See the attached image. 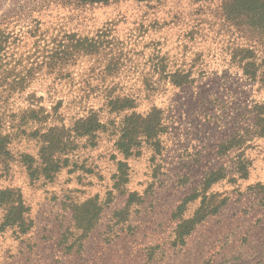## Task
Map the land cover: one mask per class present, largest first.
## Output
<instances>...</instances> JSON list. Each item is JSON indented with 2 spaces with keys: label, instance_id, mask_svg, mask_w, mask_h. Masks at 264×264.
<instances>
[{
  "label": "rangeland",
  "instance_id": "rangeland-1",
  "mask_svg": "<svg viewBox=\"0 0 264 264\" xmlns=\"http://www.w3.org/2000/svg\"><path fill=\"white\" fill-rule=\"evenodd\" d=\"M257 5L0 0V190L29 226L0 206V264H264V83L243 70L264 67ZM89 112L102 127L78 135ZM94 198L83 237L74 208Z\"/></svg>",
  "mask_w": 264,
  "mask_h": 264
},
{
  "label": "trees",
  "instance_id": "trees-1",
  "mask_svg": "<svg viewBox=\"0 0 264 264\" xmlns=\"http://www.w3.org/2000/svg\"><path fill=\"white\" fill-rule=\"evenodd\" d=\"M64 1H70V0H64ZM72 1H78L81 4H86V3H108L112 0H72ZM252 2L254 4H259L255 6V8H259V13H258V20L264 23V0H246V2ZM257 14V13H256ZM68 39H72L69 37ZM79 45L81 46L80 48L84 47H93L91 49H96L95 45L88 44L86 45V42H79ZM72 48V47H71ZM74 49H77L73 47ZM87 51L88 48H85ZM77 51H79L77 49ZM261 64L257 65L254 62H245L243 64V70H245V74L248 80L251 81H257L260 83H264V67ZM254 109L256 110V115H262L263 110H264V105H256L254 106ZM149 119L144 118L142 120V124L144 121H154L157 124L158 119V112L154 111L151 116L150 114L148 115ZM153 118V119H152ZM260 121L264 122V118L259 119ZM149 122V124H150ZM77 128L76 131L78 132V135H90L93 134L95 131L100 129L102 127L101 122L99 119L96 118V115L94 113L89 112L87 115L79 118L77 121L74 123ZM151 128L150 125H143L142 129L144 133H148V129ZM65 134L63 130H57V128L50 129L47 133L42 134L41 137H43V141L46 142L44 144L39 152H38V157L41 159L42 168L41 173L44 174V177L46 179H51L53 178L54 174L58 171L59 164L57 161L53 160V155L54 153H60L63 151L64 145H66V142L63 141L62 135ZM259 135H264V127L261 128L259 131ZM68 140V139H67ZM2 142L3 139L0 137V148L2 147ZM28 169V168H27ZM30 169V168H29ZM38 169L35 168L31 170V177L37 178L39 175H37ZM17 190H10V189H5V190H0V206H3L5 209V215L4 222L2 226L6 225H11L12 227L18 228L21 230V232H24L26 229H28V225L25 226L24 228V221L22 219L21 214L25 211L24 206L20 202V199L16 197ZM17 198V199H16ZM17 203V204H16ZM16 204V205H15ZM99 204L97 200L90 199L87 200L83 205L81 206H75L74 211H76V221L78 224V228L81 229L83 237H85L93 228L95 224V220L97 219L99 212H100ZM199 221L198 216H194L193 218L185 221L183 223L188 225L189 227L186 229V231H189L192 229L193 225L196 224ZM14 228V229H15Z\"/></svg>",
  "mask_w": 264,
  "mask_h": 264
}]
</instances>
